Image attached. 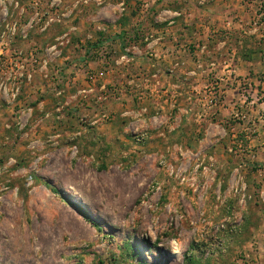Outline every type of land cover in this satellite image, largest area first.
<instances>
[{
	"label": "rangeland",
	"instance_id": "rangeland-1",
	"mask_svg": "<svg viewBox=\"0 0 264 264\" xmlns=\"http://www.w3.org/2000/svg\"><path fill=\"white\" fill-rule=\"evenodd\" d=\"M211 2L0 0V264H264V0Z\"/></svg>",
	"mask_w": 264,
	"mask_h": 264
},
{
	"label": "crops",
	"instance_id": "crops-1",
	"mask_svg": "<svg viewBox=\"0 0 264 264\" xmlns=\"http://www.w3.org/2000/svg\"><path fill=\"white\" fill-rule=\"evenodd\" d=\"M176 1H178V0H176ZM209 1V0H208ZM238 2V0H212V2L209 4L210 5V8L212 9V12H214V15H210V21L211 20H213L214 18H215V13L217 14V13H222V12H220V11H223V14H226L227 15V10H229V8H231V7H233L232 9L233 10H235V9H237L238 7H239V3H237ZM212 6H214L213 8H212ZM235 7V8H234ZM218 9H220V10H218ZM167 13H169V14H172V13H170V12H167ZM195 14H196V16L199 18L200 16H201V14H202V12L200 11H196V12H194ZM184 14V13H183ZM174 15H176V16H182V14L181 13H178V11L176 12V13H174ZM225 15V16H226ZM224 17V16H223ZM226 18V17H225ZM218 19H220V18H218ZM217 19V20H218ZM224 19V18H223ZM173 24L174 22H169V24ZM210 30H211V28H210ZM211 32V34H213V33H215L216 31L214 30V31H210ZM195 34V33H194ZM152 47H154L153 45H152ZM242 64H247L246 62H244V63H242Z\"/></svg>",
	"mask_w": 264,
	"mask_h": 264
},
{
	"label": "trees",
	"instance_id": "trees-1",
	"mask_svg": "<svg viewBox=\"0 0 264 264\" xmlns=\"http://www.w3.org/2000/svg\"><path fill=\"white\" fill-rule=\"evenodd\" d=\"M99 44H100V42H97V44L95 46L98 47Z\"/></svg>",
	"mask_w": 264,
	"mask_h": 264
}]
</instances>
